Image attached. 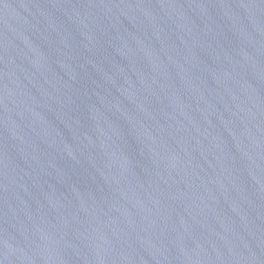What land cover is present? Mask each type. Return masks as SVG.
Segmentation results:
<instances>
[{
    "label": "water",
    "instance_id": "obj_1",
    "mask_svg": "<svg viewBox=\"0 0 264 264\" xmlns=\"http://www.w3.org/2000/svg\"><path fill=\"white\" fill-rule=\"evenodd\" d=\"M0 264H264V0H0Z\"/></svg>",
    "mask_w": 264,
    "mask_h": 264
}]
</instances>
